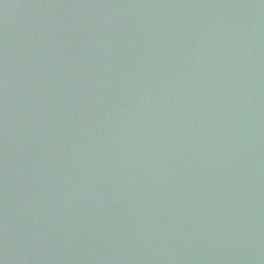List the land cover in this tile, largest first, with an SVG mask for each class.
<instances>
[{
    "label": "water",
    "instance_id": "95a60500",
    "mask_svg": "<svg viewBox=\"0 0 264 264\" xmlns=\"http://www.w3.org/2000/svg\"><path fill=\"white\" fill-rule=\"evenodd\" d=\"M0 264H264V0H0Z\"/></svg>",
    "mask_w": 264,
    "mask_h": 264
}]
</instances>
